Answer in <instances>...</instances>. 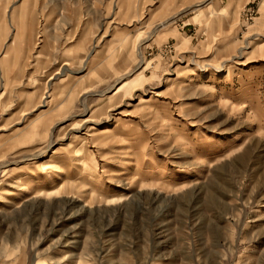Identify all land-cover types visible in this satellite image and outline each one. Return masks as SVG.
I'll list each match as a JSON object with an SVG mask.
<instances>
[{"label":"rangeland","instance_id":"374dc122","mask_svg":"<svg viewBox=\"0 0 264 264\" xmlns=\"http://www.w3.org/2000/svg\"><path fill=\"white\" fill-rule=\"evenodd\" d=\"M2 163L0 264H264V0H0Z\"/></svg>","mask_w":264,"mask_h":264},{"label":"bare ground","instance_id":"6f19581e","mask_svg":"<svg viewBox=\"0 0 264 264\" xmlns=\"http://www.w3.org/2000/svg\"><path fill=\"white\" fill-rule=\"evenodd\" d=\"M155 33V31L153 32ZM152 36V34H151ZM249 44V43H248ZM259 46H256V48ZM256 53V52H253ZM140 62L138 64V67L142 66L145 62V59L140 55ZM255 62V61H254ZM256 67V66H254ZM229 70V69H228ZM52 136V135H51ZM236 141V140H235ZM35 156V155H34ZM34 158L33 156L30 157H26L24 160L28 161L30 159ZM1 165V164H0ZM6 165L2 163V166H0V168L5 167ZM33 166V165H32ZM54 169L55 171L51 170ZM26 175L23 176L21 179H16V183L18 184V186L21 188V193L18 195V197H16L15 199H10V200H5L4 196L1 195L0 197L4 200L3 202L0 203V211H5L9 208H14V211L17 212L15 209H19L21 207H23V211L26 209V207H24L25 203L29 200V198L33 195V193H35L36 190V186L32 185V181H31V177L29 174L32 173L33 169L30 165L27 164L26 168ZM137 170V169H136ZM62 169L61 167H48V174H55L57 173L58 175H61ZM135 174V172H134ZM28 175V176H27ZM55 176V175H54ZM54 178V177H52ZM56 179V178H54ZM140 191V190H139ZM115 196V195H114ZM115 201H119L121 199V195H117L113 198ZM10 211V210H9ZM15 215V214H14Z\"/></svg>","mask_w":264,"mask_h":264}]
</instances>
